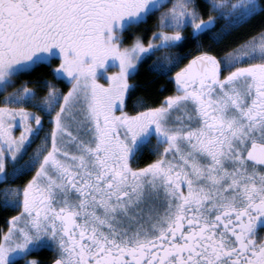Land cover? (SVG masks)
Wrapping results in <instances>:
<instances>
[{
    "label": "snow or ice",
    "instance_id": "1",
    "mask_svg": "<svg viewBox=\"0 0 264 264\" xmlns=\"http://www.w3.org/2000/svg\"><path fill=\"white\" fill-rule=\"evenodd\" d=\"M0 208V264H264V0H0Z\"/></svg>",
    "mask_w": 264,
    "mask_h": 264
},
{
    "label": "trees",
    "instance_id": "2",
    "mask_svg": "<svg viewBox=\"0 0 264 264\" xmlns=\"http://www.w3.org/2000/svg\"><path fill=\"white\" fill-rule=\"evenodd\" d=\"M152 22L153 21L150 20L149 24H151ZM251 23L252 26L257 27L261 23V18L258 16ZM246 30L247 27L242 31H246ZM205 43H207V41H205ZM193 49L194 46L191 44H186L183 48L179 49V51L185 53L186 56L185 60L182 61V63L186 62V59L190 58L191 55L196 54L195 50ZM149 63L150 61H146L142 63L137 71L136 76L132 78L133 81L138 85V87L126 99L127 110L129 111L134 110L133 105L135 103H138L141 98L150 97V99L148 100L149 103L158 102V100L162 98L163 95H166L168 94L169 91H171L172 85L168 81H166L163 77L157 76L155 73L149 71L148 68ZM173 71H175V69H173ZM42 77L47 79H54L49 68L46 66L37 67L35 71L31 73L30 76L22 77L21 79L40 80ZM55 83L56 86L59 87L61 90H66L68 87L67 83L64 81L57 80L55 81ZM160 85L165 86V91L163 93H160L158 91V87ZM14 214L15 212L11 209L6 210L0 208V227H6L7 218L10 215H14ZM32 255L39 258L41 261L44 262V264H48L53 254L51 252H42L39 254L33 253Z\"/></svg>",
    "mask_w": 264,
    "mask_h": 264
},
{
    "label": "flooded vegetation",
    "instance_id": "3",
    "mask_svg": "<svg viewBox=\"0 0 264 264\" xmlns=\"http://www.w3.org/2000/svg\"><path fill=\"white\" fill-rule=\"evenodd\" d=\"M154 158L155 157L150 154V152L148 150V147H145V149L143 150L142 154L138 157V159L141 161V165H142L143 162H147V161H149L151 159H154Z\"/></svg>",
    "mask_w": 264,
    "mask_h": 264
},
{
    "label": "rangeland",
    "instance_id": "4",
    "mask_svg": "<svg viewBox=\"0 0 264 264\" xmlns=\"http://www.w3.org/2000/svg\"><path fill=\"white\" fill-rule=\"evenodd\" d=\"M117 69L116 68H113V67H108L107 68V72H112V71H116ZM100 71H103V70H100ZM107 72H105V75L107 74ZM101 82H104L103 80ZM45 127L47 128V124L45 125ZM17 131V134L19 133V129L17 128L16 129ZM39 141H37L38 143ZM32 147L34 148L35 147V144L32 145ZM29 151H31V149H29Z\"/></svg>",
    "mask_w": 264,
    "mask_h": 264
}]
</instances>
